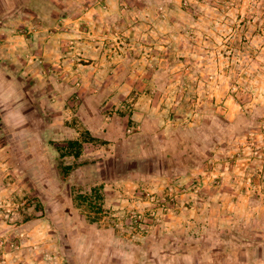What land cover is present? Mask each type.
<instances>
[{
  "label": "rangeland",
  "instance_id": "obj_1",
  "mask_svg": "<svg viewBox=\"0 0 264 264\" xmlns=\"http://www.w3.org/2000/svg\"><path fill=\"white\" fill-rule=\"evenodd\" d=\"M186 240L264 264V0H0V264Z\"/></svg>",
  "mask_w": 264,
  "mask_h": 264
},
{
  "label": "trees",
  "instance_id": "obj_2",
  "mask_svg": "<svg viewBox=\"0 0 264 264\" xmlns=\"http://www.w3.org/2000/svg\"><path fill=\"white\" fill-rule=\"evenodd\" d=\"M183 138L184 137L182 135H180V134L173 135L171 137L170 142H169L170 143L169 146L170 147H173L174 144H178L180 146L181 145V140H184ZM186 143H187V140H185V144ZM71 145H74V146L77 145L79 147L78 152L75 153V156L79 157L81 155L82 143H80L79 141H77V142H71ZM183 147H184V145L181 146L180 151L182 150ZM223 239L226 242L227 240H231V236L230 237L221 238V240H223ZM179 244L182 246V248L180 249V252L181 253H183V251L186 250V249L187 250L190 249L189 250V253H192V252H196L197 251L200 254V256H199L200 259L199 260H201L202 262H204V264H220V263H222L221 259L220 258H217L215 256V254L216 253H220L223 256L222 258L225 259V257L228 254H230V252L234 248L233 243H231V244H229L227 246H222V247H226L225 250H222L221 248H218L215 251H211V250H208V249L205 250L204 248H202L203 245H201V244L198 245L199 243L192 244V243L187 242V240L186 241H181ZM235 245L238 246L236 243H235ZM255 248H257V246L254 247V248H249L248 250L254 252Z\"/></svg>",
  "mask_w": 264,
  "mask_h": 264
},
{
  "label": "crops",
  "instance_id": "obj_3",
  "mask_svg": "<svg viewBox=\"0 0 264 264\" xmlns=\"http://www.w3.org/2000/svg\"><path fill=\"white\" fill-rule=\"evenodd\" d=\"M20 40H21L20 37L11 38V39L6 40L7 47L11 49L10 53H11L12 56H14V51L13 50L15 49L14 41H20ZM8 58L11 59V57L9 55L7 56V59Z\"/></svg>",
  "mask_w": 264,
  "mask_h": 264
}]
</instances>
